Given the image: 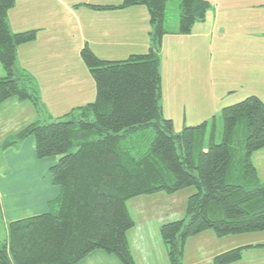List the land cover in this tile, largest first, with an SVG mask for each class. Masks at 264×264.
<instances>
[{"label":"trees","instance_id":"16d2710c","mask_svg":"<svg viewBox=\"0 0 264 264\" xmlns=\"http://www.w3.org/2000/svg\"><path fill=\"white\" fill-rule=\"evenodd\" d=\"M168 1L87 4L97 10L144 5L149 46L124 59L107 60L85 44L79 54L95 84L94 100L44 121L38 86L16 62L17 47L34 41L37 30L13 32L7 11L15 0H0V103L11 97L29 100L38 114L1 148L32 136L38 159L57 157L49 172L59 186L46 212L7 223V235L0 238V264H78L95 250L116 255L122 264H135L127 241L134 225L127 200L189 186L196 191L187 198L188 222L177 219L159 227L170 264H182L185 239L207 229L218 237L264 232V182L251 162V155L264 148V102L250 95L224 106L222 140L215 141L212 117L206 147L209 120L173 131L160 104L162 38L190 33L196 22L204 21L211 4L180 0L177 28L169 29ZM244 248L219 253L212 264L234 263Z\"/></svg>","mask_w":264,"mask_h":264},{"label":"crops","instance_id":"0c3cea01","mask_svg":"<svg viewBox=\"0 0 264 264\" xmlns=\"http://www.w3.org/2000/svg\"><path fill=\"white\" fill-rule=\"evenodd\" d=\"M121 2L15 0L8 9L7 22L13 32L37 30L34 41L17 47L16 61L36 81L41 100L63 103L52 114L55 117L95 98L94 81L77 56L85 44L99 58L147 50L150 24L144 5L111 10L87 6ZM218 5L211 7L204 21L196 22L190 33L165 34L162 38V112L171 118L170 107L183 100L182 127L212 117L216 121L224 106L247 95H256L264 102V0H229ZM176 28L177 24L171 29ZM244 53L247 54L243 58ZM48 54H64V63H51ZM28 101L11 97L0 103V217L6 235L8 222L46 212L49 201L59 194V186L53 183L49 172L57 157L38 159L32 136L1 148L5 139L37 119ZM164 194L141 195L126 202L134 222L127 231V241L135 264H158L149 246L162 240L159 227L163 220L154 216L160 212L157 205L162 203ZM1 236L2 233V239ZM248 244H264V239ZM108 256L95 250L78 264Z\"/></svg>","mask_w":264,"mask_h":264},{"label":"rangeland","instance_id":"374dc122","mask_svg":"<svg viewBox=\"0 0 264 264\" xmlns=\"http://www.w3.org/2000/svg\"><path fill=\"white\" fill-rule=\"evenodd\" d=\"M93 1L95 2L96 0H93ZM103 1L104 0H98V2H103ZM207 1L211 4V7L215 8L217 4H220V5L225 4L229 0H207ZM179 2L180 0H169L167 2L165 26L169 29L174 28V26L178 24ZM131 52L132 51H130L129 53L124 52L122 54H117V55L106 54V55H101L100 58L107 59V60L124 59L128 57L130 54H132ZM246 54L247 53H244L243 58ZM77 56H78V59L79 58L81 59L80 54ZM48 58H50L51 63H57L58 61H60L61 63H64L65 55L64 54L63 55L48 54ZM0 67H1V64H0ZM17 67L19 69H23V67L19 65H17ZM248 96L250 95H247L243 97L242 99ZM242 99H239L227 105L234 104L236 102H239ZM182 102L183 100H180V99L177 100L178 105L174 107H170L169 109V114L172 116L170 119H172L173 131L175 133L180 132L182 128L184 127V126L182 127V122L184 118L181 115V109H180V105ZM28 103L32 105L34 109L33 111H35L36 113L34 104L31 101H28ZM58 104L59 103H55L50 100L45 101L43 99L39 102L38 106H40L43 113H45V116L47 115L46 117L44 116L45 117L44 121L46 120L48 121L50 116L54 113V111L59 110V108L62 106L63 103H60L59 105ZM160 104L162 108V99L160 100ZM167 112H168V109L165 110L166 114ZM163 116L165 117V114H163ZM52 117H55V116L52 115ZM36 118H38L37 113H36ZM210 121L211 119L209 120V126L207 128V132L204 137L205 147L207 146L209 142V132L211 130ZM186 124L187 125L185 126L195 125V124H188V123ZM221 140H222V124H221L220 111H219V115L215 121V141L220 142ZM177 152L179 154L181 153V150L178 147V145H177ZM251 162L255 167L258 179L261 182H264V148L255 151L251 155ZM195 191H196V188L194 186L185 187L173 193H166V192L160 191V192L165 193L164 199L161 204L157 205L160 212L158 211L156 213L157 216L155 215L156 217L154 216V218H158V220H163L162 221L163 223H166L172 220H177V219H184V221L187 223L189 219V215L186 212L187 198L192 192H195ZM4 232H5L4 225L0 217V233H2V236H1L2 239L6 235V232L5 233ZM261 235H264V232L254 231V232H245V233H238V234H229L223 237H218L212 229H207L202 234L189 236L185 239L183 246H182V251H183V254L181 256L182 264H212V260L215 255L222 253L224 251H227L229 249L239 247V246H246V248L243 249L242 258L233 264H264V245H262L260 249L255 250L251 248L253 244H248V243H255V242H258V240L264 239V236H261ZM259 236L261 237L259 238ZM165 245L166 244L163 242V240H158V242L155 245L151 244L152 247L149 246V248L151 249L150 252L152 253V251H154L158 264H170L168 251ZM98 251H100L101 253H105V254L107 253L102 250H98ZM150 252L147 255L148 258L151 257ZM107 255H110V256L105 257V258H97L91 262H89L90 261L89 260L87 263L88 264H122L116 255L111 254V253H107ZM207 256L209 257L207 258Z\"/></svg>","mask_w":264,"mask_h":264}]
</instances>
